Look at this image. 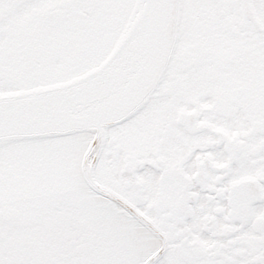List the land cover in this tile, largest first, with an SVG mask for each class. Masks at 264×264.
Instances as JSON below:
<instances>
[{
  "label": "snow or ice",
  "instance_id": "snow-or-ice-1",
  "mask_svg": "<svg viewBox=\"0 0 264 264\" xmlns=\"http://www.w3.org/2000/svg\"><path fill=\"white\" fill-rule=\"evenodd\" d=\"M0 264H264V0H0Z\"/></svg>",
  "mask_w": 264,
  "mask_h": 264
}]
</instances>
